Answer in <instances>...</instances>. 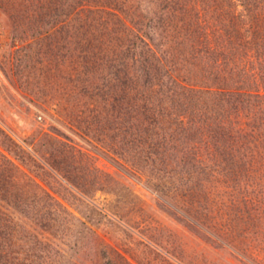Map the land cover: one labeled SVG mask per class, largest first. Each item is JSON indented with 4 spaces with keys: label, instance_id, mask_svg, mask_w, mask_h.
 Here are the masks:
<instances>
[{
    "label": "rangeland",
    "instance_id": "rangeland-1",
    "mask_svg": "<svg viewBox=\"0 0 264 264\" xmlns=\"http://www.w3.org/2000/svg\"><path fill=\"white\" fill-rule=\"evenodd\" d=\"M76 1L0 0V170L9 181L0 189V249L15 264H264V212L255 208L264 206L263 177L249 172L238 194L206 160L212 167L194 177L195 194L192 177L151 176L158 163L116 142L105 114L96 117L95 101L71 82L81 70L70 58L75 43L68 53L62 46L65 29L77 37L75 11L53 39L33 37L27 19L16 34L18 7ZM232 1L246 13L243 0ZM250 143L237 153L251 160L264 135Z\"/></svg>",
    "mask_w": 264,
    "mask_h": 264
},
{
    "label": "trees",
    "instance_id": "trees-1",
    "mask_svg": "<svg viewBox=\"0 0 264 264\" xmlns=\"http://www.w3.org/2000/svg\"><path fill=\"white\" fill-rule=\"evenodd\" d=\"M243 2L244 14H236L232 0H77L27 11L18 7L15 32H24L27 19L33 37L47 33L53 39L50 31L75 11L77 37L71 40L70 30L63 31L62 49L68 53L74 42L70 58L81 68L70 80L95 101L96 117L105 114L113 139L134 147L143 161L158 163L151 176L175 173L187 183L192 177L195 193L200 179L194 177L212 167L207 160L218 165L225 186L243 194L249 172L264 178V147H254L251 160L238 155L264 135V3ZM210 26L213 36H202ZM192 134L199 143L192 144ZM0 174L6 192L9 181ZM9 256L0 249V264H15Z\"/></svg>",
    "mask_w": 264,
    "mask_h": 264
},
{
    "label": "built area",
    "instance_id": "built-area-1",
    "mask_svg": "<svg viewBox=\"0 0 264 264\" xmlns=\"http://www.w3.org/2000/svg\"><path fill=\"white\" fill-rule=\"evenodd\" d=\"M0 27H1V21H0Z\"/></svg>",
    "mask_w": 264,
    "mask_h": 264
}]
</instances>
